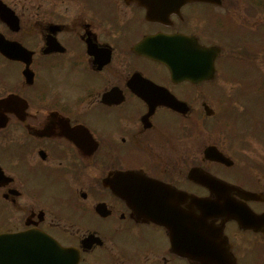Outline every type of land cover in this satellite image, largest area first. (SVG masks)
I'll return each mask as SVG.
<instances>
[{
  "label": "flooded vegetation",
  "instance_id": "obj_1",
  "mask_svg": "<svg viewBox=\"0 0 264 264\" xmlns=\"http://www.w3.org/2000/svg\"><path fill=\"white\" fill-rule=\"evenodd\" d=\"M225 3L0 0V232L43 230L78 264H217L223 224L221 264H259L264 75L251 57L264 51V0H230L231 17ZM220 11L250 51L237 65L229 149L217 138ZM175 33L191 37L192 78L173 79L146 53L164 55ZM207 46L214 71L202 79ZM221 197L230 217L217 215Z\"/></svg>",
  "mask_w": 264,
  "mask_h": 264
},
{
  "label": "rangeland",
  "instance_id": "obj_2",
  "mask_svg": "<svg viewBox=\"0 0 264 264\" xmlns=\"http://www.w3.org/2000/svg\"><path fill=\"white\" fill-rule=\"evenodd\" d=\"M225 6H227L226 3L224 4L223 7H224L225 12L229 14L230 11L225 9ZM218 10L219 8H217V11ZM218 12H217V16H220L219 20L224 21L227 15L226 14L222 15L223 13L222 11H220L221 13L219 14ZM225 21L226 23L229 24V27H224V28L219 29V30H222L219 32V35L223 37L222 39L217 36V43H219V45L221 44L222 45L221 47H223L222 55L223 56L229 55L232 58H238V56H241L243 52H246L248 54L250 52L248 50V47H246V44L248 43L244 40V38L241 40L240 34L237 32L235 27H231L232 24L229 22V20H225ZM226 31H228L229 37L226 36ZM234 44H237V47H234L233 46ZM253 51L255 53L251 57V59L255 61V64L260 65L259 67L260 74L264 75V64H263L264 63V51L262 50H253ZM226 60L229 63H231L232 61L229 59V57L227 59V56H226ZM226 60H222V63L221 64L218 63L217 65V97L219 98L221 102L220 104L218 103V100H217V107L219 108L221 105V109L227 108V111H226L227 116H225L221 120H218V123L220 124H225V123L228 124L230 122L229 113L231 110V95L233 91L235 90V83L233 84L234 81L232 80L231 75L237 76L240 74V67L233 66L232 63L228 65L229 67L227 66L222 69V67L226 65V62H227ZM248 61H249V57H248ZM250 71H251V67H246V79L248 81H249ZM253 80H254V75H253ZM263 86H264V83H263ZM218 135H217L218 140L221 141V143L224 146H227V148L229 149V146L231 143L230 132L227 130H224V128L221 127V130L218 132ZM257 243H258V240L256 241L255 239V246L257 245ZM255 250H257L256 247H255ZM262 251H264V247Z\"/></svg>",
  "mask_w": 264,
  "mask_h": 264
},
{
  "label": "water",
  "instance_id": "obj_3",
  "mask_svg": "<svg viewBox=\"0 0 264 264\" xmlns=\"http://www.w3.org/2000/svg\"><path fill=\"white\" fill-rule=\"evenodd\" d=\"M177 2H182L185 0H175ZM219 1V0H217ZM185 40V37L182 36H174L172 38V43L174 44L171 49H169L168 53L171 54V56L168 58V56L163 55L162 60L168 63L172 76H182L184 75L181 71L182 67V49L180 47V44H182ZM212 48H206L205 51L209 52L208 54L213 53ZM206 68L208 66L211 67V58L206 61ZM217 159L224 161L220 155L217 154ZM226 162V161H224ZM217 211H225V206L217 205ZM226 211H229L227 209ZM28 233L31 235H39L38 242L44 246V248H41L40 254L35 255V261L34 264H76L77 258L75 257L73 251L69 248L61 246L58 242L54 241L51 237H49L46 234H38L34 231H28ZM220 234V229L217 228V235ZM12 258L9 256H0V264H26V263H10ZM27 260V257L25 258Z\"/></svg>",
  "mask_w": 264,
  "mask_h": 264
},
{
  "label": "bare ground",
  "instance_id": "obj_4",
  "mask_svg": "<svg viewBox=\"0 0 264 264\" xmlns=\"http://www.w3.org/2000/svg\"><path fill=\"white\" fill-rule=\"evenodd\" d=\"M193 234H196L197 236L199 235V234H197V233H193ZM193 234H192L191 236H193Z\"/></svg>",
  "mask_w": 264,
  "mask_h": 264
}]
</instances>
